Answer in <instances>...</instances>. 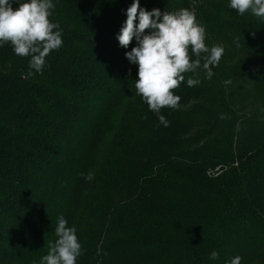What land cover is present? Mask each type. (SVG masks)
Listing matches in <instances>:
<instances>
[{"label":"trees","instance_id":"obj_1","mask_svg":"<svg viewBox=\"0 0 264 264\" xmlns=\"http://www.w3.org/2000/svg\"><path fill=\"white\" fill-rule=\"evenodd\" d=\"M131 2L53 0L63 44L40 73L0 46V264H38L61 215L76 264H264V22L228 0H140L194 10L224 48L211 79L183 74L200 83L172 90L165 127L136 94L135 39L116 40Z\"/></svg>","mask_w":264,"mask_h":264},{"label":"clouds","instance_id":"obj_2","mask_svg":"<svg viewBox=\"0 0 264 264\" xmlns=\"http://www.w3.org/2000/svg\"><path fill=\"white\" fill-rule=\"evenodd\" d=\"M13 4L18 5L15 10ZM228 7L239 15L250 12L264 22V0H228ZM54 8L53 0H0V46L8 43L15 55L29 57L28 76L33 74L31 70L40 73L49 53L63 44L60 25L50 20ZM125 15L116 40L124 49L133 39L136 41L135 46L125 52L126 59L137 68L136 94L157 115L159 123L167 127L169 122L160 110L164 107L178 109L180 101L172 90L181 83L188 87L200 83L199 78L191 76L185 81L183 74L203 69L206 78L211 79L212 68L218 65L224 48L205 44V26L192 9L146 10L140 0H132ZM86 179H91V175ZM54 232L56 239L50 242L47 254L38 264H76L81 255V243L75 227H69L61 215ZM217 258L216 251L209 254L210 260ZM240 261V256H234L225 264H240Z\"/></svg>","mask_w":264,"mask_h":264}]
</instances>
